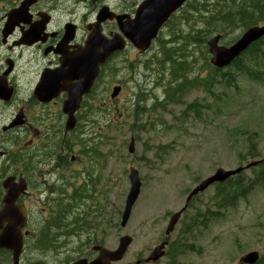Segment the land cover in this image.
Listing matches in <instances>:
<instances>
[{"label":"rangeland","instance_id":"1","mask_svg":"<svg viewBox=\"0 0 264 264\" xmlns=\"http://www.w3.org/2000/svg\"><path fill=\"white\" fill-rule=\"evenodd\" d=\"M242 1L245 0L228 4L231 15L235 14L236 6L245 7ZM225 10L224 7L215 10L212 0H191L188 8L172 20L146 53L126 50L112 60L111 78L102 79L94 102L88 100L85 107L89 108L81 112L88 119L102 118L101 124H107L103 133L111 140V157L106 159L110 169L104 173L105 179L107 176L109 179L98 186L100 192L97 193V201L110 225L106 222L104 227L103 217L97 222L109 235L104 243L109 250L117 247L120 237L132 238L123 260L117 264L145 259L164 239L170 216L183 208L188 193L200 181L210 177L216 169L232 170L252 161H240V155L247 151L245 140L248 136L257 145L258 158H264V69L261 80L237 79V88L227 90L226 95L222 94V86L216 85L210 90L218 95L217 98L206 93L203 86L207 82L189 90L178 104L166 105L164 109L157 107L144 116H137V104L149 109L154 103L163 101L166 85L177 74L207 78L210 54L206 44L194 43L193 39L203 38L206 42L218 35L213 32L210 17L214 15L212 11ZM234 19L233 25H226V34H220V45H231L246 30L237 25L239 19ZM180 63H185L186 70L178 73ZM114 86H121L122 90L111 99ZM193 102L200 106L199 117L183 113ZM99 108L109 117L104 119ZM80 123L81 128L84 120ZM131 136L135 139L133 154L128 153ZM130 167L138 171L141 188L129 221L121 228V213L130 187ZM244 173L250 175V171ZM214 192L210 187L191 202L169 237L171 242L180 238L187 219L197 211L209 209L218 217L205 228L197 229L193 235L194 251L174 261L164 256L156 264H239V259L247 253L262 254L264 188L254 190L234 208L220 212L214 206ZM69 257L70 254L63 253L61 259L68 261ZM61 259L53 258L49 262L62 264Z\"/></svg>","mask_w":264,"mask_h":264},{"label":"flooded vegetation","instance_id":"2","mask_svg":"<svg viewBox=\"0 0 264 264\" xmlns=\"http://www.w3.org/2000/svg\"><path fill=\"white\" fill-rule=\"evenodd\" d=\"M190 2L186 0L162 25L151 46ZM147 4L148 0H0V238L16 236L0 247V264H50L63 253L70 257L61 259L62 264L79 259L89 263L98 254L94 247H105L109 235L98 222L107 218L97 193L109 179L104 173L110 169L106 159L111 157V140L103 133L107 124H101L102 118L88 119L81 112L89 108L88 100L94 102L102 79L111 78L112 60L126 50L144 54L124 33ZM19 9L8 21L9 13ZM143 26L139 20V33ZM114 37L124 41V49L99 66L73 115V129L66 131L67 92L39 101L34 92L42 74L60 69L62 87L76 84L74 62L90 48L102 50L104 41ZM99 109L104 119L109 117Z\"/></svg>","mask_w":264,"mask_h":264},{"label":"water","instance_id":"3","mask_svg":"<svg viewBox=\"0 0 264 264\" xmlns=\"http://www.w3.org/2000/svg\"><path fill=\"white\" fill-rule=\"evenodd\" d=\"M186 0H148L147 8L144 12L139 15V20L144 23L143 32L139 33V20H135L133 26L129 27L124 36L129 40L139 51L145 52L153 39L156 37L161 26L167 21L169 16L174 13ZM19 11V10H17ZM13 11L8 15V20L13 21ZM264 36V25L259 27H251L247 29L242 36L231 46L225 47L220 46V35L212 37L207 42V47L210 58V65L217 68L223 69L231 64L237 57L240 56L251 44L255 43ZM101 46L102 50H94L92 48L84 51V55L80 56L72 67V75L76 84H67L69 87H62L60 80L62 79V72L60 69L52 72H44L40 83L38 84L34 95L41 102H49L53 96L61 91L67 92V99L63 104V113L68 116L66 123V131L73 129L75 123L73 115L78 110L83 96L89 93L95 78L99 73V66L103 64L114 52L123 49L125 43L119 37H114L111 41H104ZM120 92L119 87L113 88L111 98L116 97ZM128 152L134 153V139L131 138L128 146ZM259 162H252L244 167H239L234 170H224L222 168L216 169L215 172L208 178L200 181L188 194L185 199L184 207L171 215L168 221V225L165 230V236L168 237L174 230L176 224L181 218L184 210L187 209L188 204L193 197L200 193H203L210 186L216 183H223L229 178L238 175L244 170H248L254 167ZM129 183L130 188L125 199V205L121 216L120 227L124 228L129 220L132 207L137 200L141 181L139 174L136 169L131 167L129 169ZM14 197L9 198L8 202H12ZM15 234L11 233L5 238H0V247L7 246V241L15 238ZM132 243L130 236H123L119 239L118 245L114 250H108L106 248L97 246L94 250L98 252V255L91 262L80 259L72 264H113L120 262L128 247ZM168 242L164 241L157 245L144 260L145 263H156L165 254V247ZM259 261V254L257 252H250L239 259L240 264H256ZM140 261H136L133 264H140ZM131 264V263H129Z\"/></svg>","mask_w":264,"mask_h":264},{"label":"trees","instance_id":"4","mask_svg":"<svg viewBox=\"0 0 264 264\" xmlns=\"http://www.w3.org/2000/svg\"><path fill=\"white\" fill-rule=\"evenodd\" d=\"M215 10H221L222 7L226 8L224 12L212 13L210 18L213 20L212 29L215 33L226 34V25L230 26L235 23L237 18V25L247 29L253 25L264 20V0H245V7L242 9L236 6V12L231 15V7L229 3H237L236 0H212ZM197 3V2H196ZM202 4V3H199ZM192 15V14H191ZM188 16V15H187ZM222 20V21H221ZM205 44V39L194 38V43ZM180 71L186 70L185 63L179 64ZM209 67V73L207 78L202 80L200 77L188 78L177 74L172 78L164 90V99L161 102L154 103L151 108L147 109L144 104H137V116H144L146 112L153 111L157 107L164 109L166 105L178 104L186 96L189 90L204 85L206 93H209L213 97L215 95L210 90L212 85L222 86V94L226 95V91L232 88H237V79H246L250 81L261 80L260 76L264 69V38L250 45L246 51H244L239 57H237L229 66L223 70ZM179 79L180 81H177ZM217 98V97H216ZM200 106L193 102L189 104L183 111L184 114L191 113L196 117H199ZM208 109V106H206ZM247 145V151L244 155H240V161L257 160L260 156L257 145L251 136H248L245 140ZM250 175L246 176L244 172L228 179L223 183L214 184L212 187L215 189L214 192V206L217 211H224L228 208H234L239 204L240 201L245 200L254 190L258 188H264V158L256 166L251 168ZM198 196L194 197L191 202L196 200ZM186 212V211H185ZM184 212V213H185ZM218 215L210 213L209 209L204 211H197L194 215L187 219V223L181 230V237L170 242L168 249L166 250V257H170L172 261L176 257H179L185 253L193 252L195 247V241L193 235L197 229L205 228L207 224L213 219H217ZM257 264H264V251L261 255L260 260Z\"/></svg>","mask_w":264,"mask_h":264}]
</instances>
